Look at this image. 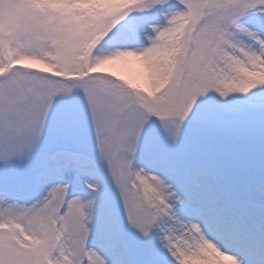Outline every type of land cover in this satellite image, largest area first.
<instances>
[{
	"label": "snow or ice",
	"instance_id": "snow-or-ice-1",
	"mask_svg": "<svg viewBox=\"0 0 264 264\" xmlns=\"http://www.w3.org/2000/svg\"><path fill=\"white\" fill-rule=\"evenodd\" d=\"M0 264H264V0H0Z\"/></svg>",
	"mask_w": 264,
	"mask_h": 264
},
{
	"label": "rangeland",
	"instance_id": "rangeland-1",
	"mask_svg": "<svg viewBox=\"0 0 264 264\" xmlns=\"http://www.w3.org/2000/svg\"><path fill=\"white\" fill-rule=\"evenodd\" d=\"M131 62L133 61L134 64H130L132 65L131 68L129 67V65H127L128 62H118L117 65H115L113 67L112 70L118 72L121 75H124L126 77H131V78H139L140 74L143 72V68L140 64V62L135 61V60H130ZM125 62V63H124ZM124 63V64H123ZM125 65V66H123ZM128 66V67H126Z\"/></svg>",
	"mask_w": 264,
	"mask_h": 264
},
{
	"label": "bare ground",
	"instance_id": "bare-ground-1",
	"mask_svg": "<svg viewBox=\"0 0 264 264\" xmlns=\"http://www.w3.org/2000/svg\"><path fill=\"white\" fill-rule=\"evenodd\" d=\"M125 62H128L127 65H129L130 68H131V66H132V65H130V64H131V63L134 64L133 61L131 62L130 60L125 61ZM125 62H124V63H125ZM124 63H123V64H124ZM123 66H125V65H123ZM126 67H128V66H126ZM141 75H142V73L140 74V76H141Z\"/></svg>",
	"mask_w": 264,
	"mask_h": 264
}]
</instances>
